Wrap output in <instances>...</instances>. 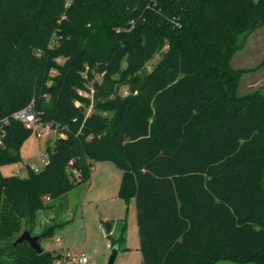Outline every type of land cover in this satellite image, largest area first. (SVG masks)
<instances>
[{"label": "trees", "instance_id": "16d2710c", "mask_svg": "<svg viewBox=\"0 0 264 264\" xmlns=\"http://www.w3.org/2000/svg\"><path fill=\"white\" fill-rule=\"evenodd\" d=\"M66 4L0 0V121L34 102L43 122L66 127L47 145L45 167L21 178L1 168L23 162L33 130L7 126L0 264L62 258L12 242L88 183L93 161L123 172L118 196L135 200L141 264H264V96H240L244 71L231 65L264 26V0ZM102 224L120 247L124 232L116 239L113 222ZM60 226L44 228L40 241Z\"/></svg>", "mask_w": 264, "mask_h": 264}, {"label": "rangeland", "instance_id": "374dc122", "mask_svg": "<svg viewBox=\"0 0 264 264\" xmlns=\"http://www.w3.org/2000/svg\"><path fill=\"white\" fill-rule=\"evenodd\" d=\"M165 49L166 47L162 48L146 65L142 74L152 71L160 62ZM231 65L235 69L244 71L239 84L240 96L255 91H260L264 96V26L250 34L242 49L232 58ZM90 111L89 108L87 112ZM50 124L60 125L59 123ZM61 128L66 129L65 126ZM53 140L54 137H38L33 132L21 149L23 162L3 166L2 174L27 178L31 167L42 170L47 163L45 156L47 145ZM122 176V170L113 163L93 161L90 181L78 185L64 195L62 206L59 207L60 200H58L53 208L46 210L55 212L54 216L57 219L48 221L44 226L49 227L54 221L61 222L62 226L57 228V233L53 237L43 238L40 241L41 246L56 255L66 254L69 251H81L88 256L87 264H108L114 248H109L107 245L102 222L112 221L115 225L114 236L119 237L123 228L124 237L127 238L128 245L132 247L127 253L121 252L114 264H141L142 256L140 259L134 248V243L139 239L135 200H131L132 202L128 204L118 196ZM41 219L39 217V222ZM38 228L42 230L43 227ZM217 264L244 263L225 259Z\"/></svg>", "mask_w": 264, "mask_h": 264}, {"label": "built area", "instance_id": "2783aa9c", "mask_svg": "<svg viewBox=\"0 0 264 264\" xmlns=\"http://www.w3.org/2000/svg\"><path fill=\"white\" fill-rule=\"evenodd\" d=\"M71 0H67L66 7L70 6ZM93 89L91 90V93L93 94ZM91 110V107H90ZM18 121L21 124H23L26 128H29L33 130V132L38 136V137H54L58 138L60 137L62 133V128L60 125H55V124H50V123H45L41 121L36 108H35V103L32 102L28 106L20 109L19 111L15 112L11 117H7L0 121V145L2 144V137L6 135V129L7 126L10 125L11 121ZM47 158V153L45 155ZM32 170L38 172L40 171L36 167H31ZM50 198L47 197V200ZM65 264H75L76 262L79 264H87L89 259L88 256L81 252H67L65 254Z\"/></svg>", "mask_w": 264, "mask_h": 264}, {"label": "crops", "instance_id": "0c3cea01", "mask_svg": "<svg viewBox=\"0 0 264 264\" xmlns=\"http://www.w3.org/2000/svg\"><path fill=\"white\" fill-rule=\"evenodd\" d=\"M132 202V201H131ZM63 205V198H61L60 199V201H59V207L60 206H62ZM49 212H51L50 214H49ZM54 213L55 212H53V211H46V210H42V211H40L38 214H37V217H36V222H35V229H34V232H33V235H40L41 234V232H42V230L44 229V228H46L44 225L48 222V221H50V220H53V219H55L56 217L54 216ZM56 214V213H55ZM39 217H41L42 219H41V222H39ZM58 217V216H57ZM57 219V218H56ZM54 223H57V224H62L61 222H52L51 224H54ZM50 224V225H51ZM43 227L42 228V230H38L39 228L38 227ZM115 227V225H114V223H113V225H112V231H111V235H112V237H114V238H119L121 235H122V233H123V228L121 229V233H120V236L119 237H115L114 236V228ZM57 233V231L55 232V234ZM105 237H106V231H105ZM106 239H107V237H106ZM127 238L125 237V242L124 243H122L121 245H120V248H119V254L121 253V252H126L127 253V251L129 250V249H131L132 247H130L128 244L129 243H127ZM107 245H108V247L110 248L111 247V245H110V242H109V240L107 239ZM134 248L137 250L136 252H137V254H138V256H139V258L141 259V257L140 256H142L141 255V251H140V238L138 239V241L137 242H135L134 243ZM45 249V248H44ZM119 254H118V256H119ZM62 255V258H60L58 261H56V263L57 264H65V254H61Z\"/></svg>", "mask_w": 264, "mask_h": 264}, {"label": "water", "instance_id": "95a60500", "mask_svg": "<svg viewBox=\"0 0 264 264\" xmlns=\"http://www.w3.org/2000/svg\"><path fill=\"white\" fill-rule=\"evenodd\" d=\"M257 24V23H256ZM27 242L29 243V245L31 246V248H33L35 251H37L38 253H42L44 248L41 246L40 244V235H33L29 229H25L22 234L17 237L13 242L12 245L14 247ZM119 248L118 247H114V249L111 252L110 258H109V262L108 264H114L118 254H119Z\"/></svg>", "mask_w": 264, "mask_h": 264}]
</instances>
